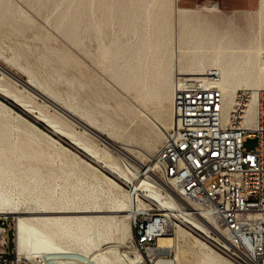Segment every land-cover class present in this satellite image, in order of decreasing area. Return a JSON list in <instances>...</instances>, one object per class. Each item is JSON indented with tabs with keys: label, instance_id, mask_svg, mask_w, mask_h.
<instances>
[{
	"label": "bare ground",
	"instance_id": "bare-ground-1",
	"mask_svg": "<svg viewBox=\"0 0 264 264\" xmlns=\"http://www.w3.org/2000/svg\"><path fill=\"white\" fill-rule=\"evenodd\" d=\"M179 2L180 0H71L57 26L65 28V34L71 40L76 39V29L83 25H91L97 34H103L109 23H116L125 34L133 33L136 37L134 41L129 37L122 41L117 36L110 45H106L100 39L101 56L110 61L108 72L122 88L133 90L139 96L142 94L144 99L168 102L170 112L167 122H157L164 139L175 124L174 82L178 74H217L215 83L222 90L225 100V118L238 92L247 89L251 97L244 120L247 123L254 122L257 105L264 94V0H259V8L255 14L258 25H251L246 32L240 28H220L205 17L198 6L184 7ZM71 8L73 11L69 14ZM243 15L254 18L250 12ZM176 23L180 24L183 34L191 30L192 37L184 42L183 52L177 58L173 56L176 52L173 55H165V52L159 55L158 52L170 43L169 31ZM22 68L28 73L26 80L20 79L0 65V69L21 81L108 146L83 138L64 115L51 114L43 109L37 111L35 106L1 81L0 94L11 98L38 122L66 138L93 161L108 169L112 175L131 184V187L124 190L125 197L119 198L113 196V193H107L108 204L95 205V198L91 194L94 189L87 195L80 191L85 182L83 176L67 161L58 172L53 169H49L47 174L42 172V168L47 167L54 156L62 155L65 146L53 145L51 149H45L36 144L30 135L16 139L11 122L0 121V215H11L14 218L17 252L41 256L45 259V264H173L171 260L162 257L152 261L136 248L134 224L141 214L150 211L171 214L169 210L177 211L184 205L186 212L182 214L189 224L206 237L212 238L215 233L230 245L225 227L218 225L201 207L183 201L176 192L173 180L160 179L154 173V169L158 168L155 159L157 152L155 155L152 153L158 147V133L148 143L147 151H137L142 157L148 155V161L140 163L130 155L132 149L114 144V137L119 138L123 134L120 121L108 115L102 123H98L95 115L72 101L64 100L48 81L38 79L32 69ZM0 107L10 108L1 99ZM128 109L119 100L113 113L115 116L124 115ZM19 118L45 134L53 144L57 141L56 137L26 117L19 114ZM110 147L125 155L130 162L125 161V167L122 166ZM85 162L98 170L90 162ZM64 173L67 181L74 179L73 191L70 192L67 185L58 193L52 185V179ZM99 173L111 185L122 189L112 176L101 170ZM15 189L18 190L16 197L12 193ZM144 191L149 199L160 202L157 209L142 202L140 193ZM45 213L90 214L51 216L44 215ZM258 215L264 218V213ZM113 226L120 232L117 243H120L121 249L117 257H111L108 252L112 244L110 234ZM186 233L189 232L179 226L175 229V236H159V248L149 249V252L167 253V248L174 245L176 238ZM200 244L204 245L201 241ZM223 247L228 248L226 245ZM220 260L212 252L203 255L204 264H219Z\"/></svg>",
	"mask_w": 264,
	"mask_h": 264
},
{
	"label": "rangeland",
	"instance_id": "rangeland-1",
	"mask_svg": "<svg viewBox=\"0 0 264 264\" xmlns=\"http://www.w3.org/2000/svg\"><path fill=\"white\" fill-rule=\"evenodd\" d=\"M215 1H218L220 7ZM236 1L238 3L235 4L229 3L230 0H180L179 3L184 7L198 6L197 8L205 14V17L215 22L220 28H228L229 30L240 28L246 32L251 25L257 26L258 20L255 14L259 8V0ZM70 2L71 0H0V65L12 71L23 80H26L28 73L22 66L32 69L38 79L48 81L64 100L72 101L86 112L95 115L98 123H102L108 115H112L123 126V134L119 138L114 137L115 143L113 141L110 142L118 147L122 145L132 149L130 155L140 161V163H146L148 155L142 157L138 155L137 151H147L148 143L153 138H156V133H158V147L152 153L155 155L154 153L157 152L156 150H158L164 140L157 126L162 121L167 122L170 112L169 104L167 101L144 99L142 94L141 97L139 96L140 94L135 93L133 90L127 91L110 76L108 72L110 61L101 56L99 49L100 39H103L106 45H110L117 36H120L122 41L127 39V37L134 41L136 37L132 32L125 34L120 31L118 24L109 23L106 26L105 33L97 34L91 25H83L76 29V39L71 40L65 34V28H58L59 18L66 11V7ZM209 8H218L219 10L214 11ZM72 11L73 8L69 10V14ZM247 12L252 13L254 18L243 15V13ZM180 28L179 23L171 27L168 35L171 41L166 45V48L158 52L159 55L164 52L165 55H173L176 52L173 56L177 58L183 52V44L192 37V32L191 30H187L183 34ZM0 81L17 94L23 96L24 99L35 106L37 111L43 109L51 114L64 115L69 119L73 129L83 138L93 143L106 144L108 146L98 136L63 114L58 108L2 69H0ZM0 99L10 107L6 109L0 107V121L9 120L11 122L14 138L17 139L30 135L29 137L36 144L45 149H51L53 145L56 147H66L61 156H54L51 163L47 167L42 168V172L47 174L49 173V169L58 172L65 161H67L79 175L83 176V181L85 182H82L83 188L80 191L84 195H87L94 189L95 192L93 191L91 194L95 198V205L108 204L106 203L108 194L113 193V196L119 198L125 197L124 190H129L131 184L112 175L108 169L93 161L66 138L53 133L43 123L38 122L35 117L23 110L11 98H6L0 94ZM119 100L123 105L129 107V109L126 114L115 116L113 109L116 108V102ZM19 114L46 130L53 137H56L57 141L55 144L45 134L20 119ZM40 124L44 125L45 128L40 126ZM102 135L106 136L105 134ZM256 145V137H248L244 142V146L249 150L254 149ZM111 149L122 166L125 167V161L130 162L125 155L114 148ZM85 160L97 167L98 170L85 162ZM99 170L112 176L120 183L122 189L120 190L118 187L111 185L104 175L99 173ZM154 173L160 179L164 178L158 168L154 169ZM73 181V178L67 181L66 174L64 173L52 179V185L56 187L58 193H60L63 186L67 185L69 187L68 190L72 192ZM12 193L16 197L18 190L15 189ZM144 194H146L145 191L140 193L142 202L157 209L160 202L153 201ZM155 212L150 211L149 213L154 214ZM83 214L90 213H45L44 215L76 216ZM9 216V227L6 233L9 241L7 249L10 256H13V226L15 225V221L13 216ZM186 223L188 227L181 225L180 227L186 229L189 233L177 237L174 245L167 248V253L159 254L148 251L144 256L150 258L152 261L162 257L171 260L173 264H204L203 255L206 252H212L221 258L219 264H240L227 253V250L231 246L225 243L221 237H218L215 233L211 236L212 238L206 237L187 221ZM110 235L112 244L108 252L111 257H117L121 249L120 243H117L120 232L113 226ZM172 235L175 236V231ZM200 241L204 245H201ZM223 245H226L228 248L223 247ZM154 248H159V244Z\"/></svg>",
	"mask_w": 264,
	"mask_h": 264
},
{
	"label": "built area",
	"instance_id": "built-area-1",
	"mask_svg": "<svg viewBox=\"0 0 264 264\" xmlns=\"http://www.w3.org/2000/svg\"><path fill=\"white\" fill-rule=\"evenodd\" d=\"M209 76L178 74L174 82L175 124L155 155L165 179L173 180L183 201L195 204L225 227L231 248L227 253L240 264H264V94L254 122L247 123L250 93L238 92L228 115L224 97ZM256 137L254 149L244 142ZM141 214L134 224L136 248L147 254L159 236L188 227L183 212ZM177 214H176V213ZM10 216H0V264H45L41 256L17 252L10 256L6 233Z\"/></svg>",
	"mask_w": 264,
	"mask_h": 264
},
{
	"label": "crops",
	"instance_id": "crops-1",
	"mask_svg": "<svg viewBox=\"0 0 264 264\" xmlns=\"http://www.w3.org/2000/svg\"><path fill=\"white\" fill-rule=\"evenodd\" d=\"M215 2H217V4H218V6H219V3H218V1H215ZM229 3H233V4H235V3H238V1H236V0H230V2ZM220 7V6H219Z\"/></svg>",
	"mask_w": 264,
	"mask_h": 264
},
{
	"label": "trees",
	"instance_id": "trees-1",
	"mask_svg": "<svg viewBox=\"0 0 264 264\" xmlns=\"http://www.w3.org/2000/svg\"><path fill=\"white\" fill-rule=\"evenodd\" d=\"M2 99H4V98H2ZM5 100V99H4ZM7 101V100H6ZM40 126H42V127H44L45 128V126L44 125H42V124H40Z\"/></svg>",
	"mask_w": 264,
	"mask_h": 264
}]
</instances>
